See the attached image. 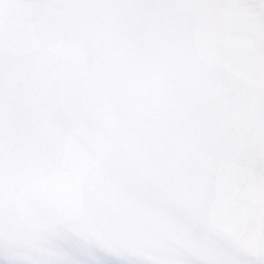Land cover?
Masks as SVG:
<instances>
[{"label": "bare ground", "instance_id": "6f19581e", "mask_svg": "<svg viewBox=\"0 0 264 264\" xmlns=\"http://www.w3.org/2000/svg\"><path fill=\"white\" fill-rule=\"evenodd\" d=\"M133 1L86 0L85 6L82 4L83 0H31L30 3L20 0H0V61L7 60L11 56L14 65L10 74L1 73L0 76V131L4 132L6 136L5 141L0 139V150L6 146L16 147L18 144L14 142L19 139L20 147L24 146V143H28L34 144L31 146L32 148H36L39 145L38 142L44 140L46 145L39 148L38 152H47L49 155H55L65 161V168L70 172L66 179L58 175L63 173L59 170L58 174L56 171L54 173L49 170L51 175L49 173L48 175L41 171V158H37V156L34 157L36 159L34 160L31 157H25L24 153L20 152L21 150L10 165L9 158L18 150V147L14 150L9 149L10 152L6 151L2 155L4 157L0 159L2 161V164L0 163L2 165L0 168V177H2L0 178V201L3 199L9 203L10 200L13 205L7 207V211L0 208V220H2L0 222V238L4 241L6 238L11 240L14 238L20 242V245L0 243V264H27L29 257L22 254L24 250L36 249L37 251L33 250L36 254L46 252V249H48L47 251L52 250L55 244L54 252L60 254L63 259H54L53 252L43 264H131V259L136 260V256L143 259L149 256V237L143 226L147 229H150V226L144 222L145 217L140 213L141 209L139 211L138 205L141 203L142 208L143 203L147 210L149 208L153 210V196L157 195L158 187L149 182L150 179L153 182L155 177L151 176V168H149L151 160L148 159L146 162V169L141 163L143 168H141V172L137 173V164L129 157L132 154L121 153L118 148L106 152L101 147L100 138L103 136L95 135V131L99 129L100 121L103 122L104 118L112 113V110L106 113L105 106L112 104L107 91H117L121 87L125 90L122 93L128 104L130 97L126 94H137L140 87L136 84L139 78L143 79L138 74H134L136 79L134 84L129 81L128 71L125 70L126 65L136 62L133 56L136 47L139 46V35L144 37V41L146 39L144 52H148V55L149 51L154 54L153 45L158 46L160 42L166 41L162 33L168 31L167 29L175 22H181L186 26L190 25L181 27L185 31V35H181L179 39L181 45L179 43L178 54L182 56L183 61L186 59L188 43L199 41L202 47L200 51H193L191 56H187L188 66L185 70V78L186 75L197 74L194 76L197 82L203 80L198 72L191 69V64L197 60L200 62V58L203 59L215 52L213 47L208 46L204 40L207 35L218 36L220 25L217 22H214V25L204 22L202 14L207 15V11L214 10H210L209 7L189 12L179 7L183 5L179 3L180 0H140L139 8L136 9L135 4H132L133 6L128 4L129 2L134 3ZM168 2L174 6L179 5L171 11L176 18L165 19L167 14H164L166 16L164 18L157 17L156 14L159 11L161 13L168 11L164 10L165 4ZM119 3H123V6L127 5L128 8L125 10L118 8ZM186 3L190 4L188 1ZM191 4L194 5L193 2ZM248 10L254 11L256 15L260 12L256 19L262 23L263 19L259 18L261 12L264 11V0L257 4L255 1L251 2ZM132 11H135L134 14ZM247 13H243L239 17L246 20L244 17L250 15ZM246 14L247 16H245ZM189 16L193 18L192 22H187ZM12 17L17 18V21H12ZM14 24L18 25L17 31H13ZM133 24H137L138 34L131 33ZM236 24L234 30L240 29L238 33L240 38L251 36V31L241 30L244 29L242 22H236ZM247 27V29L250 28ZM119 34L120 37L117 38ZM114 37L116 38L113 40ZM111 40H113L114 46L106 48ZM148 41L153 44H148ZM260 52H264V46ZM219 54L223 55V52L220 50ZM78 56L82 60H85L84 58L88 60L93 56L92 65L87 67L86 64L81 65ZM32 57L34 59L32 62L35 65H32ZM128 58L134 62L123 64V61L126 62ZM229 59L231 57L226 56V60ZM74 61L77 63L78 75L70 77L69 83L66 79L75 72L71 68ZM241 61L244 62V59ZM117 63L119 64L117 65ZM197 64L200 63L197 62ZM166 65H161L162 68H160L164 70L165 75L170 71ZM252 66L254 65L249 67ZM0 67L2 66L0 65ZM256 69L258 74L260 68ZM109 70L111 71L109 72ZM251 79H249L248 85H250ZM29 81L35 83L33 88ZM126 81H129L133 86H129V88L137 87V91L131 93L124 85ZM204 86L207 87V85ZM59 89L60 91H58ZM49 94L56 96L54 101L46 99ZM160 94L162 93L160 92ZM39 96H46V98L40 100ZM137 96L139 97V94ZM60 99H62V112L65 114L62 123L58 124L52 120L53 118L48 112L51 110L49 105L57 106ZM153 99L157 100L155 97ZM134 101L137 100L134 99ZM42 103H46L47 106ZM130 105H133L132 101H130ZM128 108L130 107L128 106ZM117 111L120 112L119 109ZM115 122L120 125L122 123L119 119ZM10 124L12 127L20 128L17 132L12 130L14 135L20 136L19 139L6 132ZM108 125H111V121ZM43 126L47 135L42 137ZM37 129L40 134L37 133ZM127 129L128 126H125V134ZM136 132H138V128ZM148 136L151 137L150 134ZM51 137H53L52 140ZM46 141H51L49 142L51 147ZM129 142L127 140V143ZM122 155L131 166L121 162ZM23 156L25 161H23ZM125 170L127 172L122 175L121 173ZM85 178L92 183L96 190H99L100 196H97V191L92 192V196L85 195ZM132 178L134 181L137 180V184L130 181ZM139 187L141 195L137 196ZM125 190L130 192L129 197L132 195L141 197L140 200L143 201L131 209L132 202L129 203L126 198H123ZM33 195H35L34 202L31 199ZM124 206L130 208L125 219L129 221L132 230L138 233L139 226H141L142 236L147 237L145 242L140 243L133 240L136 238L135 235H131L135 243L133 244L134 248L128 252L125 247L117 246L118 242H122L119 240L122 238L119 221L123 219L121 209ZM147 212H145L146 216ZM17 223L29 228L30 233L35 232L41 236L40 238L44 239L43 242L35 240L36 243H32L30 240H26L17 231ZM247 237V232L238 233L234 245L241 243L243 248L244 246L247 248L251 245L247 244ZM176 238L177 236H175ZM47 240L52 243L50 247ZM214 243L211 242L208 247L203 248L207 249V257L210 252L209 248L211 254L216 256L218 251L215 249ZM177 244L179 245L178 239L173 240L169 244L171 246H166L165 249L158 252L159 256L171 255L173 257L176 254L173 249ZM179 248L189 250L187 253L196 257V252H193L191 248L180 245ZM252 250H254V245H252ZM44 255L47 258L49 254L46 252ZM154 259L148 260V263L156 264ZM173 261L174 258L167 260V264L173 263ZM230 262L231 264L236 263L235 258H230ZM132 264L135 263L132 262Z\"/></svg>", "mask_w": 264, "mask_h": 264}, {"label": "water", "instance_id": "95a60500", "mask_svg": "<svg viewBox=\"0 0 264 264\" xmlns=\"http://www.w3.org/2000/svg\"><path fill=\"white\" fill-rule=\"evenodd\" d=\"M187 1L190 4H187ZM187 1L180 0L179 3L183 5H175L189 12L195 9L204 10L207 7L214 9L207 11V15L202 14L203 20L205 23L214 25V22H217L220 25L218 36L207 35L204 40L215 52L200 58V62L197 60L191 64V69L198 72L203 80L197 82L194 78L197 74L186 75L185 78L187 56L202 49L200 42L188 43V53L186 52L184 61L178 54L179 43L181 45L179 39L181 35H185L181 27L190 25L175 22L168 31L162 33L166 41L160 42L158 46L154 44L153 50L147 47L154 52L152 54L149 51V55L144 52L146 39L144 41V37L139 35V46L136 47L139 51L135 50L133 56L136 62L126 65L125 70L128 71L129 81L134 84V74L143 77L139 78L136 84L140 89L137 91V87L129 88L132 86L129 81L124 83L131 93L137 91L139 97L133 93L126 94L130 97L127 104L122 93L125 90L121 87L117 91H107L112 104H106V113L110 110L112 113H109L111 115L105 117L103 122L100 121L99 129L95 131V135L103 136L100 138L101 147L106 152L118 148L121 153L132 154L129 157L136 162L137 173L141 172L143 166L146 169V162L151 160L149 168L151 176L155 177L153 182L152 179L149 182L158 187L157 195L153 196L154 209L147 210L143 203L141 208V197H129L128 190H125L123 195L129 203L132 202L131 209L140 203L139 211L141 209L140 213L145 217L144 222L150 226V229L143 226L149 237V256L143 259L135 255L136 260L131 259L130 263L147 264L155 258L156 264H167V260L172 256L160 257L158 252L178 239L179 245L191 248L196 252V257L188 254L189 250L180 249L177 244L173 249L176 254L172 264H231L230 256L235 258L234 264H264V63L261 64L264 61V52H260L264 46V11L260 14L259 19H263L261 23L256 19L260 12L256 15L254 11L248 10L251 2L255 1L257 4L261 0ZM133 2L128 4H135V8H139L140 0ZM82 4L86 6V0H83ZM165 5L164 10L168 11H159L156 16L164 18V14H167L165 19L176 18L171 11L177 7L169 2ZM118 8L125 10L128 6L119 3ZM243 13L250 14L245 15L246 20L239 17ZM192 21L193 18L189 16L187 22ZM236 22H242L244 29L241 30L251 31V36L240 38V29L234 30ZM136 25H132V34L139 33ZM247 26L250 28L247 29ZM113 40L106 48L114 46ZM149 43L153 44L151 41H148ZM161 43L163 45H160ZM220 50L223 55L219 54ZM226 56L231 59L226 60ZM92 57L82 60L78 56L81 65L86 64V67L92 65ZM130 58L126 62L123 61V64L134 62ZM240 59H244V62ZM252 64L254 66L250 68ZM161 65H166L169 73L166 72L165 75L164 70L160 69ZM257 67L260 68L258 74ZM71 68L75 72L67 77L69 83L72 77L78 75L75 61ZM250 78L252 79L248 85ZM29 83L33 88L35 83ZM154 97L157 100H154ZM55 98V95L49 94L46 99L54 101ZM130 101L133 105H130ZM61 104L62 99L57 105L61 107ZM48 113L50 114V111ZM118 119L122 121L121 125L115 122ZM107 120L111 121V125H108ZM125 126H128L126 134ZM127 140L130 142L127 143ZM38 143L46 145L44 140ZM23 153L28 156V153ZM16 154L19 152L10 156V165L17 158ZM34 155L36 158L38 154ZM121 162L131 166L123 155ZM40 163L41 171L51 175L47 165ZM126 172L127 170L121 174ZM84 180L85 195L92 196V192L97 191V196H100L99 190H96L89 180ZM130 181L137 182L133 178ZM139 189L140 187L137 196L141 195ZM34 196L30 197L33 202ZM121 211L123 219L119 222L123 234L121 233L122 238L119 239L122 242H118L117 246L125 247L128 252L134 248V241L143 243L147 237L142 236L141 226L137 233L125 219L130 211L129 206L122 207ZM259 229L261 230L258 232ZM243 231L248 234L247 244H251L247 248H243L241 243L234 245L238 233ZM131 235H135L134 241ZM211 242H215L214 246L218 252L216 256L212 255L209 248L207 257V249L203 248L208 247ZM257 246L259 251L256 250Z\"/></svg>", "mask_w": 264, "mask_h": 264}, {"label": "rangeland", "instance_id": "374dc122", "mask_svg": "<svg viewBox=\"0 0 264 264\" xmlns=\"http://www.w3.org/2000/svg\"><path fill=\"white\" fill-rule=\"evenodd\" d=\"M20 1H23V2H31V0H20ZM30 14V13H29ZM16 17V16H15ZM12 19V21H14L15 20V22L17 21V18H14V17H12L11 18ZM18 26V25H17ZM13 31H16V24H14V26H13ZM203 42L201 41V44H202ZM34 59H33V57L31 58V62L33 61ZM242 62V61H241ZM243 63V62H242ZM0 65L2 66V67H0V76H1V73H6V74H10L11 73V71H13V69H14V65H13V59L12 58H7V60L5 59V60H3V61H0ZM32 65H35L33 62H32ZM19 89H22L21 87H19ZM40 92H42V91H40ZM39 98L40 99H44V98H46L45 96L43 97V98H41V96H39ZM43 105H45V106H47V104L46 103H42ZM48 105H49V103H48ZM74 106V105H73ZM49 107L51 108V110H50V114H51V117L53 118L52 120H55L56 121V123H58V124H61L62 123V121L64 120V112H62V110H63V107L61 106H53V105H49ZM12 124H10L9 125V127L7 128V133L8 134H10V135H12V136H14L15 138H17V139H19V135H14L13 134V131H15V132H17V130L18 129H20L19 127L18 128H15V127H12L11 126ZM44 127V126H43ZM13 128V129H12ZM13 130V131H12ZM35 131V130H34ZM37 133H39L38 132V129H37ZM40 134V133H39ZM38 134V135H39ZM45 135H47V131L45 130V127L43 128V130H42V133H41V136L43 137V136H45ZM52 138L53 137H51L50 139L52 140ZM0 139H2V141H5L6 140V136H5V134H4V132L2 133L1 131H0ZM7 142V141H6ZM5 142V143H6ZM20 139L19 140H17L16 142H14V143H16V144H18L16 147H14V146H6L5 148H2L1 150H0V159H3V157L4 156H2L3 154H5V152L6 151H8V152H10V150L9 149H15V148H17L18 147V150L16 151V152H19V150H21L20 152L22 153V152H27L28 153V156H25V157H31V158H33L34 160H36L35 158H34V156H36V155H34V154H38L37 156V158H41V162H43V163H45L46 165H47V167L49 168V170L50 171H52V172H54V171H56V173L58 174V170L60 171V172H63V173H59L58 175L59 176H61V178H63V179H66V177H68L69 176V174H70V172L69 171H67V169L65 168L66 167V163H65V161H62V160H60L59 158H57V157H55V155H49L47 152H43V153H38V149L39 148H41V147H43V145H40V143H39V145L36 147V148H32L31 146H33L34 144H28V143H24L23 145L24 146H19V145H21L20 144ZM47 143H48V146L49 147H51V145H49V142H51V141H46ZM43 154H45V155H43ZM24 157V156H23ZM24 157V158H25ZM23 161H25V160H23ZM27 161V160H26ZM2 161H0V163H1ZM25 163V162H24ZM2 164V163H1ZM2 167V165H0V168ZM51 168V169H50ZM55 173V172H54ZM0 178H2V177H0ZM1 199V198H0ZM3 202V203H2ZM11 205H13V203H11L10 202V200H9V203L8 202H6L5 200H1L0 201V208H1V210H3V211H7L8 210V208L7 207H11ZM4 206V207H3ZM4 208V209H3ZM15 209V208H14ZM1 213V212H0ZM5 213H7V212H5ZM52 218V217H51ZM0 222H2V220H0ZM16 226H17V231L19 232V233H21L24 237H25V239L27 240H30V242H32V243H36L35 242V240H39V241H41V242H43V240L44 239H41L40 237L41 236H39V235H37L35 232H33V233H30V231H29V228H27V227H23L21 224H16ZM15 226V227H16ZM20 229H23V230H20ZM22 231V232H21ZM259 231V230H258ZM6 236V235H5ZM40 242V243H41ZM47 242L49 243L48 245H49V247L51 246V241L50 240H47ZM0 243H3V244H5V245H13V246H18V245H20V242L18 241V240H16V239H10V238H6V241H4V240H1V238H0ZM47 245V246H48ZM55 246H56V244H55ZM53 247V249L52 250H50V251H47L48 249H46V252H48V257L46 258V256L44 255V253H46V252H38V253H34L33 252V250L35 251L36 249H28V250H24V252L22 253L24 256H28L29 257V261H28V263H30V264H43L45 261H46V259H48L49 258V256L54 252V250H55V248L56 247ZM48 247V248H49ZM25 249V248H24ZM37 251V250H36ZM21 254V253H20ZM53 257H54V259H56L57 260V258L59 259V260H62L63 259V257L60 255V254H58L57 252L55 253L54 252V255H53ZM172 258H174V256L172 257ZM172 258H169L168 259V261L170 260V259H172ZM230 258H232V256H230ZM145 259H147V258H145ZM27 263V264H28ZM143 264H144V262H143ZM147 264H149V263H147ZM170 264H172V262H170Z\"/></svg>", "mask_w": 264, "mask_h": 264}]
</instances>
